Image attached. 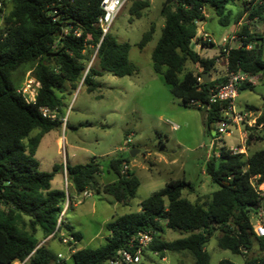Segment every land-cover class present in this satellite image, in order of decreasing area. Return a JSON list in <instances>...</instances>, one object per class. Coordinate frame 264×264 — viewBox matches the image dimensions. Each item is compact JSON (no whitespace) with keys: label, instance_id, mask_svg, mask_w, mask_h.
Here are the masks:
<instances>
[{"label":"trees","instance_id":"obj_1","mask_svg":"<svg viewBox=\"0 0 264 264\" xmlns=\"http://www.w3.org/2000/svg\"><path fill=\"white\" fill-rule=\"evenodd\" d=\"M101 1L10 0L9 9L1 18L0 264H65L66 261L59 260L44 242L61 230L75 243L81 239L63 219L57 227L66 196L68 210L76 196L84 191L105 194L123 206H129L136 195L139 180L129 169L122 172L123 165L128 166V162L120 156L108 162V171L115 175V180L102 185L98 182L102 169L94 159L84 164L54 165L50 172H42L35 158L42 136L62 124L64 83L68 84L69 94L79 83L93 91L98 86L95 78L103 72L117 77L136 72L128 60L129 43L117 42L109 31L102 36L97 25L102 14ZM128 2L129 15L136 19L141 16L140 11L149 6L145 0ZM235 2L165 0L160 12L164 22L151 53L153 70L163 76L172 97L186 108L203 111L209 133L215 131L222 119L224 104H211L202 110L190 105V101L207 103L210 93L226 82L230 72L249 73L264 86V37L255 30L257 24L264 26V0H244L241 9L233 12L228 5ZM3 11L1 9L0 13ZM208 11L224 28L236 25L244 16L245 23L235 32L239 46L228 44L226 53L221 47V55L203 58L190 46L195 44L198 23L207 20ZM153 34L151 26L143 34L138 48L142 49ZM200 42L203 47L214 46L211 42ZM90 48L95 50L98 69L87 68ZM219 56L226 59V68L222 75L213 76ZM186 63L196 70H186ZM27 66L39 83L34 103H27L18 90L16 74ZM204 74L209 76L207 83L198 81ZM252 89L253 86L244 84L238 92ZM42 108L55 112V119L43 117ZM243 109L256 108L246 106ZM258 126L264 127V110L255 126L247 128L246 151L251 141L260 142L264 138L256 134ZM33 130L38 132L29 136ZM63 168L68 183L67 195L63 190L51 188L54 174ZM205 174L218 186L208 203L190 202L182 196L184 190L194 192L193 185L185 179L169 180L162 189L141 200L138 211L107 222V236L102 246L75 249V244L69 243L72 263L105 264L114 259L119 250L125 249L137 233L150 232L153 239L144 252L163 258L167 251H186L195 264H209L205 245L218 232V248L241 255V264H264V257L249 256L254 244L259 252H264V237L253 231L264 199L258 189L264 181V150L233 155L223 145L217 156L206 161ZM166 230L179 231L185 236L166 241L163 239ZM50 235L52 237L47 239ZM217 264L236 263L224 259Z\"/></svg>","mask_w":264,"mask_h":264},{"label":"rangeland","instance_id":"obj_2","mask_svg":"<svg viewBox=\"0 0 264 264\" xmlns=\"http://www.w3.org/2000/svg\"><path fill=\"white\" fill-rule=\"evenodd\" d=\"M145 1L149 2V6L140 11L141 16L138 19L129 15L130 2L127 1L109 28L117 42L129 43L128 60L134 66L135 74L117 77L103 72L95 78L98 84L95 90L88 91L85 85L79 83L70 94L68 84L64 83L62 124L42 136L35 153L39 170L42 172H50L54 165L63 167L66 163L84 164L94 159L102 169L98 176L101 185L115 180V175L108 171V162L111 158L120 156L127 160L129 170L139 180L136 195L129 206L120 205L105 194L91 193L89 197L76 196L75 205L66 211V196L63 204V221L72 232L81 236L75 244V249H95L102 246L107 236L105 229L107 222L125 213L138 211L139 202L162 189L169 180L185 179L193 185L194 192L188 193L184 190L182 196L190 202L208 203L209 196L218 189V186L205 174L206 161L213 155H218L223 145L226 147L239 145L240 131L231 128L229 133L221 135L219 141L216 140L213 147L215 135L213 131L210 133L207 131L203 111L182 106L170 94L163 76L154 72L151 53L164 22L160 12L165 0ZM242 1L244 0H236L235 3H230L228 8L235 12L241 9ZM8 9L7 3L0 14V27L1 18ZM151 26L154 28L152 39L139 49L138 43ZM232 29V26L224 28L215 21L208 20L204 30L214 34L215 48L197 47L201 42L195 38L194 50L203 58L221 55V38L234 34L235 32L231 33ZM260 31L258 33L264 37V28ZM90 49L87 68L92 66L98 69L95 50ZM221 58L219 56L217 71L212 73L213 76L224 73V61ZM262 60L264 61V44ZM30 69L31 67L27 66L17 72L18 90H21L25 81L32 77ZM186 70L195 71L196 68L186 63ZM235 104L237 109L251 106L262 112L264 86L257 81L252 90L239 92ZM173 124L178 125V129L174 130ZM37 132L38 130H33L29 136H34ZM256 134L264 137V127H258ZM258 150H264V138L260 142L251 141L246 153ZM62 172L58 170L54 174L51 188L63 190L67 195L68 183ZM260 187L264 189V181ZM261 205L263 213L264 199ZM62 236L68 237L64 230L45 242L42 240V243L44 242L54 254H61L66 261L65 264H73L70 259L72 247L61 243ZM183 236L185 234L179 231L166 230L163 239L173 241ZM217 236L218 232L205 245V250L209 254V264H217L224 259L241 264L243 262L241 255L218 248ZM38 238L41 240L40 234ZM249 256L264 257V252H259L254 244ZM137 264L195 263L191 254L186 251H167L164 260L159 255L146 251Z\"/></svg>","mask_w":264,"mask_h":264},{"label":"built area","instance_id":"obj_3","mask_svg":"<svg viewBox=\"0 0 264 264\" xmlns=\"http://www.w3.org/2000/svg\"><path fill=\"white\" fill-rule=\"evenodd\" d=\"M128 0H102L100 4V8L102 10V14L99 16L97 20V25L102 31V36L105 35L109 28L120 11V9L124 6V4ZM10 0H0V10L4 9V3H9ZM1 14V13H0ZM197 39H200L202 42H211L214 43L213 38L210 34L206 32H201L197 36ZM223 48V52H227L226 46L235 44V46H239L240 42L236 34H232L229 36H225L221 38ZM201 45V44H200ZM226 82L212 91L209 95V99L207 103H202L200 101H190V105L198 107L202 110L208 109L209 105L216 103H223L224 106L222 108V119L216 124L215 131L213 137L212 146L216 145V140H220V136L223 134L229 133L231 128H235L240 131L239 145L227 147L233 155L242 154L246 155V139H247V128L254 127L257 121V118L260 116L261 112L257 109H237L235 100L239 94L238 88L241 85L248 84L254 86L258 81L257 78L249 73L238 71V72H230L226 75ZM198 81H202V79L198 78ZM39 88V83L33 78L29 77L21 90L22 97L27 103H34L35 97ZM41 113L43 117L49 119H55L56 113L49 111L46 108L41 109ZM260 127V126H258ZM172 128L174 130L178 129V125L173 124ZM129 142V140H127ZM217 156V155H216ZM128 168L127 165H123L122 172H125ZM63 173L65 176V169L63 168ZM66 179V177H65ZM261 186V185H260ZM258 189L261 191V195L264 197L263 192L264 189L261 187ZM82 196L89 197L90 193L88 191H84ZM64 211L61 213V217L58 220L57 227H59L61 220L63 219ZM254 233L259 237H264V216L263 213L260 212L257 215L253 226ZM50 235L47 239L51 238ZM152 233L150 232H140L137 233L132 239H130L127 247L125 249L119 250L114 259L107 261L105 264H137L140 262L143 252L148 247V245L152 242ZM61 243L69 246V243L76 244L75 241L70 237L61 238ZM72 252V251H71ZM59 260H64V257L61 254H57ZM13 264H22L20 262H15Z\"/></svg>","mask_w":264,"mask_h":264},{"label":"crops","instance_id":"obj_4","mask_svg":"<svg viewBox=\"0 0 264 264\" xmlns=\"http://www.w3.org/2000/svg\"><path fill=\"white\" fill-rule=\"evenodd\" d=\"M206 17H207V20L206 21H204V22H200V23H198V26H199V28H200V31H198L197 32V36L199 35V33H201V32H206V33H208V34H210L211 35V37L213 38V40H214V34L212 33V32H208V31H206V30H204V26H205V24H206V22L208 21V20H213V21H215L214 20V18L212 17V14L211 13H209V12H206ZM216 22V21H215ZM245 23V16L236 24V25H233L232 26V31H231V33L232 32H236L239 28H240V26L242 25V24H244ZM264 28V26H262V25H260V24H257L256 25V31H258V32H261L260 30L261 29H263ZM254 29H252V31H253ZM254 30V31H255ZM223 37H225V36H223ZM197 39V38H196ZM214 44H215V40H214ZM221 46V45H220ZM195 47H196V45H194V49H195ZM197 47H200V48H203V49H208V48H215L214 46H210V47H203V46H201V45H198ZM223 61H224V69L226 68V59L224 58V57H222L221 58ZM220 59H218L217 60V62L219 61ZM211 128H213V126H211ZM239 131V130H238ZM58 142L60 143V139L58 140ZM62 174L64 175V173L62 172ZM64 178H65V176H63ZM75 205V204H74ZM64 210V209H63ZM66 211H67V209H66ZM163 260L165 259V256L162 258Z\"/></svg>","mask_w":264,"mask_h":264},{"label":"water","instance_id":"obj_5","mask_svg":"<svg viewBox=\"0 0 264 264\" xmlns=\"http://www.w3.org/2000/svg\"><path fill=\"white\" fill-rule=\"evenodd\" d=\"M252 32H254V30H253ZM190 48L193 49V48H194V44H191ZM202 81H203L204 83H207V82L209 81V76H208V74H204V75L202 76ZM131 153H132V151H131ZM253 209H256V207H254Z\"/></svg>","mask_w":264,"mask_h":264}]
</instances>
